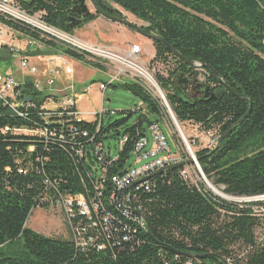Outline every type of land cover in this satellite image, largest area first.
Instances as JSON below:
<instances>
[{
    "label": "trees",
    "instance_id": "obj_1",
    "mask_svg": "<svg viewBox=\"0 0 264 264\" xmlns=\"http://www.w3.org/2000/svg\"><path fill=\"white\" fill-rule=\"evenodd\" d=\"M79 1L20 3L29 14L43 12L45 23L73 34L100 14L83 12ZM95 1L102 12L122 18L115 6L120 7L146 22L144 31L161 37L154 41L151 63L167 69V75L158 70L156 79L173 113L182 123L219 135L216 146L196 152L204 176L229 195L264 196V0ZM0 21L52 48L48 54L87 63L84 55L41 39L28 25L1 16ZM2 48L0 59L11 58ZM111 85L133 93L145 109L123 112L126 116L108 124L103 118L78 119L74 106L45 108L52 95L37 90L32 80L20 89H30L34 98L18 110L0 100V264H264V212L254 210L264 202L225 200L184 177L183 166L153 172L122 190L115 187L113 176L130 167L135 144L147 136L145 122L150 127L159 120L151 115H163V108L134 81ZM134 113L139 117L130 125ZM111 136H120L116 158L104 145ZM98 146L101 157L94 153ZM65 194L84 196L93 219L75 211L70 238L28 227L36 208Z\"/></svg>",
    "mask_w": 264,
    "mask_h": 264
},
{
    "label": "rangeland",
    "instance_id": "obj_2",
    "mask_svg": "<svg viewBox=\"0 0 264 264\" xmlns=\"http://www.w3.org/2000/svg\"><path fill=\"white\" fill-rule=\"evenodd\" d=\"M86 5L91 12H97L90 0L86 1ZM115 8H117L122 13V18H126L129 21L134 22L137 26L143 27L147 25L146 22L134 17L131 13L122 10L120 7L115 6ZM29 15L35 17V15ZM99 17L105 19L106 21L108 20V24L112 22L101 13L99 14ZM111 25L114 26L115 24ZM125 27L127 29L122 28L120 25H116V27L109 29L102 28V34L96 32L93 34V36L96 38L98 41L97 43L99 44L111 45V43H117L120 44L121 48L125 49L129 48L132 44H139L142 48V62L147 63L154 74L160 70L163 75H167V69L165 67L160 64L152 65L151 63V60L156 54L154 41L130 29L127 26ZM87 30L86 24L83 27L76 28L73 34L75 37L85 40V33ZM31 39L32 38H30V36L23 35L22 32H8L7 36L2 40L1 48L4 47L5 49L6 47L5 52L9 53V55L12 57L9 59H0V74L13 76L19 84L26 80H32L34 83L39 81V87H42V89L48 92V94L52 95L51 99L49 98L47 104L45 105L48 108H54L58 104H63L64 100H67L69 96H73L79 111L83 113V116L86 119L96 120L103 118L104 124L112 123L115 120L123 118L126 116L128 111L133 108L141 107L145 109V105L137 96L121 86L108 85L106 91L103 94L99 88V84L102 81L108 82L109 78L96 66H90L91 63L86 57L85 61H87V63H84L83 61L76 58H70L69 64L71 67H73V73L71 76H66L67 73L63 69L60 75H55L53 78V76L50 74V69L54 64L50 62L49 58L51 55H57L60 52L48 54V50H52V48L48 49L45 47L46 44L43 42H41L40 45H31L29 43ZM1 48L0 50L3 49ZM6 55L9 56L8 54ZM22 56L30 57L31 64L37 67L38 72L32 73L29 69H24L20 64V59ZM196 65L197 67H200L198 69H201V64L197 63ZM200 78L203 79L202 76H200ZM79 85L82 87L78 89L77 86ZM155 94L160 96L164 95L166 98L165 91L162 88L161 93L157 91ZM53 95H57L58 97H54ZM169 108L170 109H167V111L163 110V115H151V119H159L154 123H157L161 126L163 132L167 136L168 143L172 151L189 157V159L186 161L190 162L184 166L195 164V161L197 162L198 166L199 161L196 157V152L204 148H212L216 145H210L207 147L208 137L205 135V129H201L199 126L188 121L184 123L180 122L173 113L170 106ZM123 112H126V114L124 115ZM138 117L139 114L134 113L128 119V124H134ZM144 126L146 128L147 135L145 138L149 139L148 148H151L153 140L152 132L147 122H145ZM120 130L123 132L124 128ZM119 139L120 136L104 139L105 148L108 152L109 150L111 151V156L113 158H116L120 151L121 144ZM139 164L140 163H135L134 157H131L128 163L129 166H138ZM206 179L207 177L204 179L203 171L199 166L196 172L191 171V179L189 180L194 182V185L197 186H199L200 183H203L205 187L210 190L205 182ZM80 202H82V200ZM243 202L250 204L264 202V196L241 198V202L239 203ZM254 210L256 212H264V206H254ZM65 211V208L55 205L36 208L29 216L27 225L34 231L46 236L70 238V233H73L72 229H74V225L72 224L71 220L69 223V218ZM261 233L262 231L259 230L258 234L260 235Z\"/></svg>",
    "mask_w": 264,
    "mask_h": 264
},
{
    "label": "built area",
    "instance_id": "obj_3",
    "mask_svg": "<svg viewBox=\"0 0 264 264\" xmlns=\"http://www.w3.org/2000/svg\"><path fill=\"white\" fill-rule=\"evenodd\" d=\"M0 16L8 21L28 25L38 33L41 39L52 41L58 45L67 47L84 55L88 61L96 65V67L100 71L104 72L109 78L108 82L102 81L99 84V88L103 94L108 85L125 81H134L140 84L146 91L152 92L155 98L159 99L163 110L167 111V109H170L165 96L155 94L157 91L161 93V87L156 79V75L149 68L148 64L142 62V48L139 44H132L129 48L125 49L111 45L91 43L79 39L75 37L74 34H70L62 29L45 23L42 18L43 12L35 14V17L30 16L27 11L23 9L20 0H0ZM9 31L14 32L16 30L7 25L5 22L0 21V48L3 38L7 36ZM29 43L31 45H40L41 41L31 39ZM49 60L52 64H54L50 69V74L53 78L55 75H60L63 69L68 75H72L73 67L70 66V57L66 54L60 52L57 55H51ZM20 64L24 69H29L32 73L38 72L37 67L31 64L30 57L28 56H22ZM22 84L23 83H17L13 76L0 74V100H2L6 105H9L13 110H18L26 102H28L21 98V96H25L22 93L24 88L20 89ZM34 86L37 90H44L42 87H39V81H36ZM73 106L76 108L74 115L83 116V113L79 111L73 96H69L67 100H64L63 104H58L54 108L63 107L66 109ZM45 108L48 109L47 106H45ZM150 130L153 137L152 147L148 148V138H141L138 151H133L132 153V156L135 158V163L140 164L138 166L128 167V170H126V178L119 179V183L115 186L117 189H125L153 172L162 170L180 162H185L189 159L186 155L178 154L177 152L172 151L168 143L167 136L159 124H152ZM19 132H21V130H19ZM24 132L28 134H32L34 132L42 136L46 135V132L37 130ZM205 135L208 137L207 147L219 139V135H217L213 130H205ZM101 151L103 152V149L98 146L94 153L96 156L101 157ZM191 171H197L196 161L195 164L184 166L182 174L184 177L191 179ZM81 200L82 202H80ZM52 205L65 208L69 221L72 220L71 217L75 216V211H78L81 215H86L89 220L93 219L91 206L88 205L82 195L73 196L65 194V196L53 199ZM97 209L98 207H95L93 210L97 211ZM74 229L76 228L74 227ZM79 230L80 229H77L75 231V233L78 234V243L84 245V234H82ZM90 240H93V237H90Z\"/></svg>",
    "mask_w": 264,
    "mask_h": 264
},
{
    "label": "water",
    "instance_id": "obj_4",
    "mask_svg": "<svg viewBox=\"0 0 264 264\" xmlns=\"http://www.w3.org/2000/svg\"><path fill=\"white\" fill-rule=\"evenodd\" d=\"M93 4V6L95 7L96 11H99L103 16H105L106 18L110 19L111 21L113 22H117V23H120L122 25H125L127 27H129L130 29L144 35L145 37L151 39L152 41H156V40H162L161 37L155 35V34H152V33H147L146 31H144L141 27L137 26L135 23L129 21L128 19L126 18H121V17H116V16H110L109 14L105 13V12H102L99 8H98V5L96 3L95 0H90ZM81 4H80V7L82 9L83 12H86V13H89L90 10L88 8V6L86 5V0H80ZM81 20H77L75 22H73L70 26L71 27H75L78 23H80ZM169 49L175 53V55H177L180 59H182L184 62L188 63L184 57H182L178 52L174 51V49H172L171 47H169ZM214 72V71H213ZM217 76L218 74L216 72H214ZM186 82V81H185ZM228 88V86H227ZM229 89V88H228ZM22 93L25 95V98L24 100L25 101H30L34 98V95L32 93V91L30 89H23L22 90ZM236 127V126H235ZM234 127V128H235ZM113 136H111L110 138H112ZM224 136L220 139V143L222 142ZM190 161H186V162H180L178 164H174L172 165L173 167H182L184 166L185 164L189 163ZM124 174V172L120 173V176H122ZM204 179H205V176H204ZM225 199V198H224ZM225 200H228V199H225ZM230 201V200H228Z\"/></svg>",
    "mask_w": 264,
    "mask_h": 264
},
{
    "label": "crops",
    "instance_id": "obj_5",
    "mask_svg": "<svg viewBox=\"0 0 264 264\" xmlns=\"http://www.w3.org/2000/svg\"><path fill=\"white\" fill-rule=\"evenodd\" d=\"M110 20V19H109ZM111 21V20H110ZM108 22V20L106 21L105 19H103V18H97L96 20H94L93 22H91V23H89V24H87V31H86V35H85V40L86 41H88V42H91V43H97L98 41L96 40V38L93 36V34L94 33H96V32H99L100 34H102L101 33V29L103 28V29H105V28H107V29H109V28H112V27H116V25H120V26H122V28H125V29H127L124 25H122V24H120V23H117V22H114L113 23V21L112 22H110L109 24L107 23ZM111 24H115L114 26H112ZM89 26V27H88ZM111 45L112 46H115V47H119V48H121V46H120V44H117V43H111ZM65 74V73H64ZM66 76H71V75H66ZM74 77H75V75H74ZM86 86V85H85ZM78 87V89L79 88H81L82 86L81 85H79V86H77ZM84 88V87H83ZM78 96V95H77ZM79 118H83V119H86L84 116H79ZM86 120H88V119H86ZM88 121H92V120H88Z\"/></svg>",
    "mask_w": 264,
    "mask_h": 264
},
{
    "label": "bare ground",
    "instance_id": "obj_6",
    "mask_svg": "<svg viewBox=\"0 0 264 264\" xmlns=\"http://www.w3.org/2000/svg\"><path fill=\"white\" fill-rule=\"evenodd\" d=\"M87 1V0H86ZM80 2V1H79ZM79 4V3H78ZM79 7V6H78ZM38 14V13H37ZM90 14V13H89ZM83 22V21H82ZM134 23V22H133ZM197 66V65H196ZM203 68V67H202ZM156 75V74H155ZM151 94H152V92H150ZM153 96H154V94H152ZM168 102V101H167ZM172 109V108H171ZM169 110V109H168ZM76 117V116H75ZM78 117V119H80L79 118V116H77ZM140 141H141V139L135 144V149H134V151H138V147H140ZM217 142H218V139L216 140V141H214L213 142V144H210V145H216L217 144ZM214 147V146H213ZM199 168V164H198V166H197V169ZM128 170V169H127ZM120 178H126V170L124 171V174L122 175V176H120V175H115V176H113V178H112V182H113V184L115 185V186H117V183H119V179ZM206 184H207V186H208V188L215 194V195H218V196H220V197H222V198H225V199H228V200H230V201H235V202H241V198H239V197H235V196H232V195H229V194H227L225 191H224V189L223 188H221V187H218V186H216V185H214L211 181H208L207 179H206Z\"/></svg>",
    "mask_w": 264,
    "mask_h": 264
}]
</instances>
